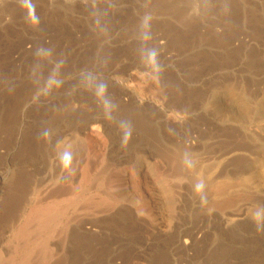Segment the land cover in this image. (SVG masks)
Instances as JSON below:
<instances>
[{
	"label": "rangeland",
	"instance_id": "obj_1",
	"mask_svg": "<svg viewBox=\"0 0 264 264\" xmlns=\"http://www.w3.org/2000/svg\"><path fill=\"white\" fill-rule=\"evenodd\" d=\"M23 262L264 264V0H0V264Z\"/></svg>",
	"mask_w": 264,
	"mask_h": 264
},
{
	"label": "clouds",
	"instance_id": "obj_2",
	"mask_svg": "<svg viewBox=\"0 0 264 264\" xmlns=\"http://www.w3.org/2000/svg\"><path fill=\"white\" fill-rule=\"evenodd\" d=\"M152 17L150 14H145L144 17L141 19V26L148 32H150V21ZM147 35L145 36V39H147ZM151 74L156 78L159 79L161 74L164 71V66L160 61V50L153 48L149 52L148 56V64L146 66ZM95 93L97 96H103V104L106 109H114L116 107L114 101L111 99V97L108 95V83L104 80H99L95 83ZM120 126L122 128H126L127 130L124 132V141H126L131 136V126L127 124V122L121 121ZM41 135L45 138H49L51 133L49 130L45 129L42 131ZM60 162L62 166L66 169L71 168V162H72V155L70 152L64 151L59 156ZM204 182L201 181L196 185L197 193H203L204 190ZM200 201L201 204L206 203V195H200Z\"/></svg>",
	"mask_w": 264,
	"mask_h": 264
},
{
	"label": "bare ground",
	"instance_id": "obj_3",
	"mask_svg": "<svg viewBox=\"0 0 264 264\" xmlns=\"http://www.w3.org/2000/svg\"><path fill=\"white\" fill-rule=\"evenodd\" d=\"M55 202H56V201H55ZM62 202H63V200H62ZM59 203H60V202H59ZM52 204H53V203H52ZM55 204H56V203H55ZM47 205H48V204H47ZM53 205H54V204H53ZM53 205H52V206H53ZM59 205H60V204H59ZM38 206H39V205H38ZM48 206H49V205H48ZM57 206H58V205H57ZM61 206H62V205H61ZM54 207H55V206H54ZM35 208H36V207H35ZM46 208H48V207H46ZM46 208H44V209H46ZM50 208H52V207H49V209H50ZM55 208H57V207H55ZM59 208H61V207H59ZM40 209H41V208H40ZM61 209H62V208H61ZM31 210H32V209H31ZM34 210H35V209H34ZM41 210H42V209H41ZM50 210H51V209H50ZM59 210H60V209H58V211H59ZM39 211H40V210H39ZM39 211L37 212L38 214H39ZM46 211H47V209H46ZM48 211H49V210H48ZM41 212L43 213V210H42ZM52 212H53V211H52ZM44 213H45V211H44ZM46 213H48V212H46ZM46 213H45L44 215H47ZM55 213H56V210H55ZM49 214H50V212H49ZM40 215H41V214H40ZM56 215H58V213H56ZM37 216H38V215H37ZM41 216H42V215H41ZM47 216H48V215H47ZM44 217H45V216H44ZM49 217H50V216H49ZM49 217H48V218H49ZM55 217H56V216H55ZM55 217H52V218H55ZM57 217H58V216H57ZM52 218H50V219H52ZM30 219H31V218H30ZM43 219H44V218H43ZM43 219H42V220H43ZM50 219H49V220H50ZM39 221H40V220H39ZM46 221H48V220H46ZM53 221H54V220H53ZM26 223H27V222H26ZM49 223H50V222H49ZM36 224H38V223L36 222ZM45 224H46V223H45ZM22 226H23V225H22ZM44 226H45V225H44ZM46 226H47V225H46ZM27 227H28V226H27ZM17 228H18V227H17ZM25 228H26V227H25ZM21 230H22V229H21ZM24 230H25V229H24ZM17 231H18V230H17ZM17 231H16V232H17ZM22 231H23V230H22ZM29 231H30V230H29ZM20 232H21V231H20ZM23 233H24V232H23ZM18 235H19V234H18ZM22 235H23V234H22ZM26 235H27V234H26ZM20 237H21V236H20ZM25 237H26V236H25ZM23 240H24V239H23ZM28 240H29V239H28ZM33 243H35V242L33 241ZM37 243H38V242H37ZM28 249H29V248H28ZM26 251H27V250H26ZM27 254H28V253H27ZM25 255H26V254H25ZM28 255H29V254H28ZM23 260H24V258H23ZM23 260H22V261H23ZM23 264H24V262H23Z\"/></svg>",
	"mask_w": 264,
	"mask_h": 264
}]
</instances>
